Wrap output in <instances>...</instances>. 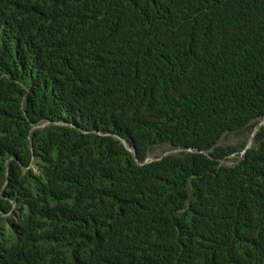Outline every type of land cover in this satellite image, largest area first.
I'll list each match as a JSON object with an SVG mask.
<instances>
[{
	"label": "trees",
	"instance_id": "1",
	"mask_svg": "<svg viewBox=\"0 0 264 264\" xmlns=\"http://www.w3.org/2000/svg\"><path fill=\"white\" fill-rule=\"evenodd\" d=\"M0 264H264V0H0Z\"/></svg>",
	"mask_w": 264,
	"mask_h": 264
},
{
	"label": "rangeland",
	"instance_id": "2",
	"mask_svg": "<svg viewBox=\"0 0 264 264\" xmlns=\"http://www.w3.org/2000/svg\"><path fill=\"white\" fill-rule=\"evenodd\" d=\"M253 139V133L249 132L246 133L245 135H236V134H227L223 140L222 144L227 145V144H233V145H241L243 143L247 142V146H249L252 143ZM167 151V147H158L151 155V157H157L163 155ZM233 157H231L228 162L233 161Z\"/></svg>",
	"mask_w": 264,
	"mask_h": 264
},
{
	"label": "built area",
	"instance_id": "3",
	"mask_svg": "<svg viewBox=\"0 0 264 264\" xmlns=\"http://www.w3.org/2000/svg\"><path fill=\"white\" fill-rule=\"evenodd\" d=\"M241 154H244V151H242ZM149 159H150V158H149Z\"/></svg>",
	"mask_w": 264,
	"mask_h": 264
}]
</instances>
